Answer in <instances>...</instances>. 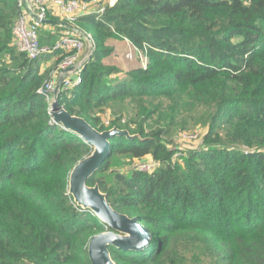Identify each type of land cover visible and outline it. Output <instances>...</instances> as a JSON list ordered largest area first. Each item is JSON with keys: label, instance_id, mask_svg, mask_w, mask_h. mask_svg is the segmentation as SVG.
<instances>
[{"label": "trees", "instance_id": "16d2710c", "mask_svg": "<svg viewBox=\"0 0 264 264\" xmlns=\"http://www.w3.org/2000/svg\"><path fill=\"white\" fill-rule=\"evenodd\" d=\"M20 12L19 0H0V264H91L88 243L108 228L74 202L68 181L92 146L52 121L39 89L62 53L19 52ZM74 24L94 48L59 105L98 131L132 136L109 139L87 185L151 233L140 251L109 246L112 260L264 264V0H116ZM114 38L144 52L146 66L105 64ZM112 106L131 115L106 124ZM145 157L156 163L148 172L111 166Z\"/></svg>", "mask_w": 264, "mask_h": 264}, {"label": "water", "instance_id": "95a60500", "mask_svg": "<svg viewBox=\"0 0 264 264\" xmlns=\"http://www.w3.org/2000/svg\"><path fill=\"white\" fill-rule=\"evenodd\" d=\"M61 78L53 91L50 104L52 121L70 130L92 146L91 153L79 160L72 168L68 193L74 202L84 210H90L108 229L94 235L88 243L91 264H116L110 255L109 246L123 250L140 251L151 243L150 230L136 217H128L114 210L106 200L98 184L87 185V179L103 164L111 153L110 138L124 136L131 138L126 129L112 127L98 131L84 118L71 115L58 103L57 94Z\"/></svg>", "mask_w": 264, "mask_h": 264}, {"label": "built area", "instance_id": "2783aa9c", "mask_svg": "<svg viewBox=\"0 0 264 264\" xmlns=\"http://www.w3.org/2000/svg\"><path fill=\"white\" fill-rule=\"evenodd\" d=\"M55 4L59 9L60 14L71 25H74L76 18L82 14L92 11V5H98L93 12L101 14L105 10V5L101 0H19L21 12L15 20L12 28L13 42L16 49L25 54L29 59H37L41 56L61 51L62 57L58 59L56 69L51 72V79L44 82L39 89L41 94H44L49 103L53 101V91L57 83V78L60 77L59 90L71 89L81 82L80 71L84 64L89 60L93 48L94 41L89 33H83L76 28L63 33L53 45H41L38 37V29L47 20V10L49 4ZM88 45L89 51L82 57L83 51ZM134 47V46H133ZM142 56L144 52L137 50ZM145 59L147 57L143 56ZM147 64L144 62L143 67ZM182 137L188 139H196L197 134H183ZM155 162H147L141 166L136 164L140 171H151L155 168Z\"/></svg>", "mask_w": 264, "mask_h": 264}, {"label": "rangeland", "instance_id": "374dc122", "mask_svg": "<svg viewBox=\"0 0 264 264\" xmlns=\"http://www.w3.org/2000/svg\"><path fill=\"white\" fill-rule=\"evenodd\" d=\"M43 35L46 36L49 43H54V41L58 37L57 35H54L50 32H46L42 26L38 29L39 39ZM110 46H112L113 50L107 57L103 59V62L107 65L115 66L119 68L121 71H127L137 66H143L144 62L147 60L143 57L144 55L142 56L140 52L138 53L137 51H135L133 45L128 40L114 38L112 39ZM88 51H89V47L88 45H86L83 51L82 57L85 56V54H87ZM121 110H124L123 111L124 115L122 117L123 119H121L122 122L125 120L126 117L131 115V112L128 109H123L121 106H115V107L112 106V108L110 109L107 108L106 110L107 118L104 117V120H106V124H107L108 119L116 118V117L118 118L119 115H121ZM181 138L189 142L191 141V143L199 142V139L197 140V137L196 139H188L184 137H181ZM181 143L184 144L185 142H181ZM147 162H153V161L151 160L150 157H145L141 159H133L130 161L128 159L114 158L111 166L115 169L119 168L120 170H123L129 167H133L136 164H138V166H141Z\"/></svg>", "mask_w": 264, "mask_h": 264}, {"label": "crops", "instance_id": "0c3cea01", "mask_svg": "<svg viewBox=\"0 0 264 264\" xmlns=\"http://www.w3.org/2000/svg\"><path fill=\"white\" fill-rule=\"evenodd\" d=\"M102 4L106 5H113L115 3L116 0H101ZM98 5H92L91 9L93 12L95 9H97ZM43 29L46 32H50L54 35H57L58 37L56 38V40L54 42H56L60 35H62L65 32H68L70 30H72L73 28H76V25H71L67 22V20L60 14L59 9L57 8V6L53 3L48 5V10H47V20L46 22L42 25ZM41 26V27H42ZM45 40L47 41V44H51L48 42V39L45 38ZM112 39L109 40V44L111 43ZM53 60H50L48 62H46L45 64L41 65V69H44L46 67H48L49 65H51ZM60 77L57 78V81L59 80Z\"/></svg>", "mask_w": 264, "mask_h": 264}]
</instances>
